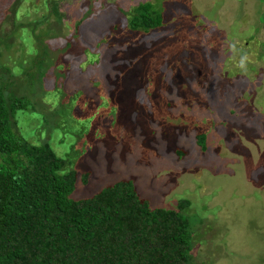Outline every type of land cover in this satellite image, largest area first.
I'll return each mask as SVG.
<instances>
[{"label": "rangeland", "instance_id": "obj_1", "mask_svg": "<svg viewBox=\"0 0 264 264\" xmlns=\"http://www.w3.org/2000/svg\"><path fill=\"white\" fill-rule=\"evenodd\" d=\"M41 1L23 0L19 20L41 14ZM139 1L62 0L73 4L67 7L74 20L88 8L94 12L77 35L69 14L63 23L45 24L59 38L44 85L54 86L56 73L64 92L85 91L87 104H105L113 93L118 114L96 123L89 112L64 116L61 105L47 101L54 124L24 110L17 113L19 128L34 142L49 140L71 161L79 173L72 199L132 178L152 206L176 209L190 200L184 214L195 225L199 264H264V0L166 1L165 28L155 41L140 38L145 46L135 57V46L100 40L123 36V23L114 29L111 22ZM12 3L0 0V22ZM68 40L73 45L62 50ZM11 41L0 43L3 61L29 56L19 37ZM88 46L99 48L100 60L82 65L95 57L84 53ZM119 74L122 88L111 89L108 79ZM200 132L208 136L206 152L197 142Z\"/></svg>", "mask_w": 264, "mask_h": 264}, {"label": "trees", "instance_id": "obj_2", "mask_svg": "<svg viewBox=\"0 0 264 264\" xmlns=\"http://www.w3.org/2000/svg\"><path fill=\"white\" fill-rule=\"evenodd\" d=\"M22 1L13 0L0 22V43L10 46L19 37L29 52V56L18 55L12 64L1 59L0 49V264H199L193 252L191 226L195 225L184 214L190 200H180L176 209L152 206L132 178H122L91 197L72 199L79 173L71 168V161L49 140L34 142L22 133L18 111L31 110L54 124L56 115L50 113L47 101L61 105L64 116L84 117L89 112L87 119L96 123L108 114H118L111 106L113 93L103 96L105 104H87L85 91L67 94L58 85L56 73L54 86L44 85L54 65L52 44L59 38L45 24L63 23L69 14L77 35L93 9L74 20L67 7L71 2L42 0L41 14L24 22L17 15ZM166 1L170 0H142L124 9L126 15L111 22L114 29L123 23V36L105 34L100 41L112 38L123 48L135 46V57L140 56L139 48L145 46L140 38L155 41L165 28ZM72 45L68 40L62 50ZM91 47L84 53L95 57L82 65L99 62V48L93 52ZM122 75L108 79L111 89L122 86ZM80 104L83 112L76 110ZM130 107L126 104V109ZM196 138L206 152L207 133L200 132ZM90 173L83 174L85 183Z\"/></svg>", "mask_w": 264, "mask_h": 264}]
</instances>
